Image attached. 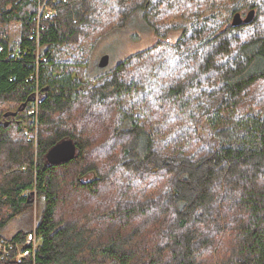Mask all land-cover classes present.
I'll return each instance as SVG.
<instances>
[{
  "label": "trees",
  "instance_id": "obj_1",
  "mask_svg": "<svg viewBox=\"0 0 264 264\" xmlns=\"http://www.w3.org/2000/svg\"><path fill=\"white\" fill-rule=\"evenodd\" d=\"M135 12L159 42L91 76ZM0 121V242L39 240L0 264H264V0H0Z\"/></svg>",
  "mask_w": 264,
  "mask_h": 264
},
{
  "label": "rangeland",
  "instance_id": "obj_2",
  "mask_svg": "<svg viewBox=\"0 0 264 264\" xmlns=\"http://www.w3.org/2000/svg\"><path fill=\"white\" fill-rule=\"evenodd\" d=\"M188 26L187 22H172L173 29L164 39L166 42L174 44L182 36L183 31ZM159 42V36L155 33L148 22L143 18L140 12H135L127 21L123 28L111 31L104 36L98 43L97 47L91 54V67L88 72L91 76L96 74L112 71L120 63L131 57L132 55L142 52ZM109 57V64L106 68L100 67V61L105 57ZM29 201L33 202L32 224L38 222L40 210L38 208L39 198L36 193L29 195ZM29 208H27L28 210ZM31 209V208H30ZM30 217L26 214L13 221L8 234L21 227H30ZM22 229V228H21Z\"/></svg>",
  "mask_w": 264,
  "mask_h": 264
},
{
  "label": "built area",
  "instance_id": "obj_3",
  "mask_svg": "<svg viewBox=\"0 0 264 264\" xmlns=\"http://www.w3.org/2000/svg\"><path fill=\"white\" fill-rule=\"evenodd\" d=\"M42 9L46 10V11L50 10L49 7L46 6V3L43 4ZM37 107H38V100H37L36 108H34L33 110L29 111V114L30 115H35L36 112H37ZM26 245H30L31 248L22 249V247L15 246V244H13L9 240H6V239L1 240V242H0L1 259L2 260H9L11 255H12V252L14 251L15 248H17L16 249V255H15V261L17 263H23L24 260H26L27 258L35 257L36 251H37V249L39 247V240H38V237L36 235V231L35 230L30 232L27 235Z\"/></svg>",
  "mask_w": 264,
  "mask_h": 264
},
{
  "label": "water",
  "instance_id": "obj_4",
  "mask_svg": "<svg viewBox=\"0 0 264 264\" xmlns=\"http://www.w3.org/2000/svg\"><path fill=\"white\" fill-rule=\"evenodd\" d=\"M240 23V17L237 16L234 20V25H237ZM100 67L106 68L109 64V57L105 56L100 61ZM28 106V103L24 104V106L20 109L22 112L26 110ZM18 114L16 112L11 113V116L16 117ZM8 117V114L5 116V118ZM3 123V121H0V125ZM76 154V146L72 142H67L65 144H61L55 148H53L50 152V157L56 162L61 161H69L72 160L75 157Z\"/></svg>",
  "mask_w": 264,
  "mask_h": 264
}]
</instances>
